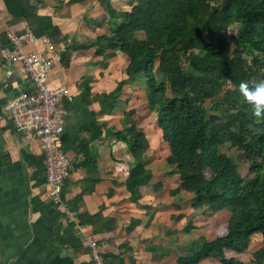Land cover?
Segmentation results:
<instances>
[{
	"label": "trees",
	"instance_id": "16d2710c",
	"mask_svg": "<svg viewBox=\"0 0 264 264\" xmlns=\"http://www.w3.org/2000/svg\"><path fill=\"white\" fill-rule=\"evenodd\" d=\"M97 1L102 18L85 17L84 22L98 28L107 25L109 34L69 45L62 58L69 51L94 48V56H101L107 66L116 51L127 54L126 78L100 99H106L111 111L124 86L139 84L169 150L167 174H178L170 194L189 193L191 207L210 214L230 211L225 234L210 240L199 236L189 244L191 252L173 264H198L204 259L243 264L225 253H244L255 235L261 243L251 262L264 264V120L251 117L238 90L241 81L251 86L264 80V0H127L120 10L112 0ZM5 3L14 19L34 23L35 34L57 29L50 18L48 25L43 24L34 13L36 7L23 0ZM231 26L236 27L233 40L228 37ZM133 115L134 109L123 112L116 135L133 156L125 186L130 199L137 201L140 186L151 183L152 170L146 167L149 142ZM225 144L236 154L223 151ZM196 227L189 215L183 228Z\"/></svg>",
	"mask_w": 264,
	"mask_h": 264
},
{
	"label": "crops",
	"instance_id": "0c3cea01",
	"mask_svg": "<svg viewBox=\"0 0 264 264\" xmlns=\"http://www.w3.org/2000/svg\"><path fill=\"white\" fill-rule=\"evenodd\" d=\"M23 1L36 7L34 13L43 24L48 25L46 19L50 18L58 29H43L39 35L33 32L38 37L62 42L69 38L71 46L109 34L107 25L98 28L84 22L85 17L102 18L97 0L73 4H68V0ZM24 23L33 31L34 23L14 19L5 0H0V264H95L88 246L90 239L97 243L104 264H132V260L135 264L175 263L178 256L169 257L182 243L166 229L177 233L183 229L186 223H181V208L184 195L189 193L180 192L182 200L172 203L174 195L168 188L166 202L158 198L159 187L154 184L160 182L161 190H165L166 182L173 177L176 188L178 174H167L168 153L162 158L158 153L157 159L153 157L156 152L147 130L153 121L149 120L145 94L140 96L142 114L136 105L128 107L140 91L129 99L127 94L136 89L132 83L124 86L119 104L111 111L104 104L106 99H100V94L109 93L119 80L126 78L123 71L128 60L121 75L116 72L117 77L111 81L99 68L108 69L117 56L108 59L105 66L101 56H94V48H80L69 51L68 57L50 72V85L68 87L73 97L60 101L64 110L62 148L70 160L69 176L62 186L67 208L49 199L41 143L37 137L18 131L5 109L7 102L21 91L31 90L29 80L19 74L18 65H9L3 57L11 46L8 30L18 33ZM26 48L42 50L43 46L34 43ZM129 109H134L132 119L149 142L146 167L152 170L151 183L140 186L137 201L130 199L125 186L133 156L116 135L122 128L123 112ZM146 111L148 119L144 118ZM189 210L188 218L190 215L192 219L195 209ZM210 260L216 261L204 259L198 264Z\"/></svg>",
	"mask_w": 264,
	"mask_h": 264
},
{
	"label": "built area",
	"instance_id": "2783aa9c",
	"mask_svg": "<svg viewBox=\"0 0 264 264\" xmlns=\"http://www.w3.org/2000/svg\"><path fill=\"white\" fill-rule=\"evenodd\" d=\"M10 48L3 53L9 65H18L19 74L29 80L30 91H21L5 105L14 127L28 137H37L44 156L45 182L48 197L59 207L67 208L62 197L64 180L69 176L70 160L62 148L64 132V110L62 99L72 100L68 87H53L49 75L53 67L60 63L70 39L55 44L47 36L38 37L27 23L20 33L8 30ZM41 43L42 50L28 49V45ZM10 74V71L7 72ZM82 228V227H81ZM83 230V229H82ZM95 264H104L94 240H88Z\"/></svg>",
	"mask_w": 264,
	"mask_h": 264
},
{
	"label": "rangeland",
	"instance_id": "374dc122",
	"mask_svg": "<svg viewBox=\"0 0 264 264\" xmlns=\"http://www.w3.org/2000/svg\"><path fill=\"white\" fill-rule=\"evenodd\" d=\"M126 1L127 0H114V1H112V5L120 10L126 5ZM235 33H236V27L231 26L228 28V37L230 40H233ZM61 40L62 39H59L58 42L55 41L56 42L55 44H61L62 43ZM59 41H61V42H59ZM52 42H53V40H52ZM229 52L230 53L232 52L231 46H229ZM115 53H116L117 57H115L114 60L111 61V65L108 69H104L102 67L99 68V70H102L103 73L105 74V76L108 77V79L111 81H112V79H115L117 77V74H115L116 72L120 71V75H121L123 66L126 64V61L128 60L127 54L122 53L121 51H116ZM248 60H249V58H247V61ZM55 67H53V70ZM123 74H124V71H123ZM132 86H133V88H136V89H133L132 91H130L127 94L129 96V99L132 98V95L135 96V94L138 92L139 89H140V91L136 94V98L134 100H131V102H129L128 107H130L131 104L132 105L134 104L138 107V110L142 114L143 111H142V108H140L141 107L140 105H142V104H140V103H141V101H143V99L140 98V96H143L144 92H143L141 86H139V84L137 85L135 83H132ZM124 88H126V87H124ZM130 88H131V86H130ZM134 91H136V92H134ZM121 96H122V94H121ZM133 101H136V102L132 103ZM144 116H145L144 118L148 119L149 115H148L147 111L144 112ZM155 119L156 118L151 113L149 120H152L153 122L150 124V128L147 127L148 128L147 129L148 130V137H149V141L152 144L154 152H156V153H154L153 157H155L158 153L159 157L162 158L163 155H167V153L169 154V151L165 150L166 147H164V144L162 142L161 131L156 126V120ZM227 146H228V144H225L224 146H222V150L227 152V153L233 154V155L236 154V151L234 149H230ZM164 150L166 152H164ZM157 158L155 157V159H157ZM241 172L243 175H245L246 172H245L244 167H242ZM206 175L208 176L209 172H206ZM174 183H175L174 178L171 177L169 179V181L166 182L165 190H161V188H159L157 190V191H159V197L158 198H160V201H163V203H165L166 202L165 200L169 198L167 189L168 188L174 189V187H175ZM176 199L182 200L179 193L174 195L172 203L173 202L176 203L177 202ZM183 201H184L182 203L183 207L181 209H183L182 213H184V214H183V219H182L181 223L185 224L188 220V212L191 211V210H189L191 208V204H192L191 194L190 195L185 194ZM169 205H171V203H167V206H169ZM192 213H193V216H192L193 224L198 227V230H196L197 229V227H196V228L192 229V231L187 232L183 228V229H181V231H179V233H177L175 231H173V232L170 231L169 228L167 227L166 230H167L168 234L170 232V235H172L173 237L177 236L179 238V241L182 243L180 246L177 245V247L174 249L173 256L169 257V259L174 258L175 254L177 256L189 254L191 252V248H188V246L190 244L189 241H191V239L195 238L197 235H203V236H205V239L210 240L212 238H215L217 236L225 234L226 227H227V219L230 216L229 209H223V210L218 211V212L213 213V214H210L206 210H203V209H195L192 211ZM260 241H261L260 236L255 235V236L251 237V239L249 240L248 248L244 253L237 254V253L232 252V251H226L225 254L227 257H233L237 260L242 261L243 264H253L251 262L252 253L259 247V245L261 243ZM201 243L202 242L200 241L198 243V245H196L197 246L196 249L201 245ZM205 264H221V263L218 261L216 262V261L210 260L209 263H205Z\"/></svg>",
	"mask_w": 264,
	"mask_h": 264
},
{
	"label": "clouds",
	"instance_id": "9594fccd",
	"mask_svg": "<svg viewBox=\"0 0 264 264\" xmlns=\"http://www.w3.org/2000/svg\"><path fill=\"white\" fill-rule=\"evenodd\" d=\"M238 90L251 117L256 121L264 120V80L252 82L251 86L249 82L241 81Z\"/></svg>",
	"mask_w": 264,
	"mask_h": 264
}]
</instances>
